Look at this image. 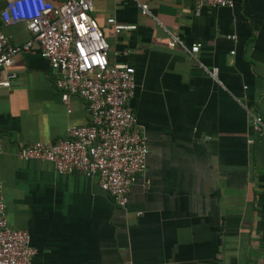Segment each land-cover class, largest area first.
<instances>
[{"label": "crops", "instance_id": "0c3cea01", "mask_svg": "<svg viewBox=\"0 0 264 264\" xmlns=\"http://www.w3.org/2000/svg\"><path fill=\"white\" fill-rule=\"evenodd\" d=\"M135 1L149 15L134 1L92 3L109 61L134 70L128 107L146 136L127 203L115 206L94 178L18 157L88 120L82 100L61 102L55 73L31 48L13 58L14 84L0 88L7 225L28 232L40 264H264V0L198 10L191 0ZM108 17L132 28L114 37ZM1 30L12 43L28 38L22 25ZM168 33L197 52L167 46ZM245 110L260 116L259 133Z\"/></svg>", "mask_w": 264, "mask_h": 264}, {"label": "built area", "instance_id": "2783aa9c", "mask_svg": "<svg viewBox=\"0 0 264 264\" xmlns=\"http://www.w3.org/2000/svg\"><path fill=\"white\" fill-rule=\"evenodd\" d=\"M94 0H62L54 5L47 0H7L0 9V88L8 90L16 74L8 70L15 55L36 48L55 73L53 84L60 100L67 104L75 96L85 105L88 120L69 125L62 138L53 142H32L18 150L22 160L49 162L57 174H78L94 178L97 186L123 207L135 179L145 168L148 153L146 136L128 107L134 88V70L125 62L109 61L108 43L93 18ZM141 16L148 7L135 0ZM195 10L232 8V0H191ZM110 35L132 28L105 20ZM22 25L28 38L12 43L2 32L5 26ZM233 37V36H229ZM167 46L181 48L190 56L197 44L188 48L168 33ZM215 78V70H205ZM68 111V110H67ZM250 130L263 128L260 116L245 110ZM35 250L29 245L26 230L7 225L0 189V264H40L31 260Z\"/></svg>", "mask_w": 264, "mask_h": 264}]
</instances>
